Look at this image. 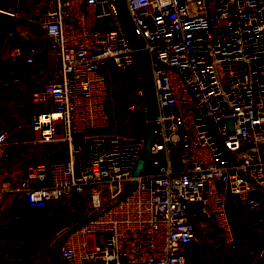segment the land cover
Returning a JSON list of instances; mask_svg holds the SVG:
<instances>
[{
  "label": "built area",
  "instance_id": "built-area-1",
  "mask_svg": "<svg viewBox=\"0 0 264 264\" xmlns=\"http://www.w3.org/2000/svg\"><path fill=\"white\" fill-rule=\"evenodd\" d=\"M124 3L139 47L117 0L36 1L45 65L23 44L9 58L39 79L31 144L59 131L64 152L28 161L1 190L19 192L29 210L55 202L81 211L54 245L62 264H187L200 213L237 247L229 201L238 218L264 208V0ZM111 62L140 76L148 64L154 87L155 138L129 192L146 135L109 130ZM138 94L145 102L141 83ZM11 138L0 130V163Z\"/></svg>",
  "mask_w": 264,
  "mask_h": 264
},
{
  "label": "rangeland",
  "instance_id": "rangeland-1",
  "mask_svg": "<svg viewBox=\"0 0 264 264\" xmlns=\"http://www.w3.org/2000/svg\"><path fill=\"white\" fill-rule=\"evenodd\" d=\"M37 0H0V8L15 13L17 18V29L8 32L2 49V57L5 61L7 55L15 44H23L27 48L36 47L37 61L39 65H45L44 53L48 51V39L42 35L35 21V6ZM9 56V57H8ZM22 63L21 71H26L27 66L22 60L15 62ZM19 68V67H18ZM18 70V69H16ZM27 82L31 81L26 75ZM28 91L19 95L14 93L0 101V128L5 126L19 125L28 127L33 121L37 106L32 101V92L39 83L32 80ZM26 82V83H27ZM138 74L134 69H122L115 63L109 65V98L110 109L109 130L128 136L146 135L147 96L142 102L138 94ZM132 99V101L130 99ZM131 101V102H130ZM130 102V103H129ZM20 121V122H19ZM19 122V124H17ZM26 123V124H25ZM17 124V125H16ZM58 140L46 142L49 154L44 161L60 159L63 157L64 147L60 142V132H57ZM4 183V182H2ZM3 184L0 185V191ZM5 195L10 200L5 199ZM0 210L13 209L32 212V216L40 222V236L42 254L47 257H56L54 245L65 228L71 222L81 219V211L76 209L73 213L69 207L62 203L61 206L52 202L44 210H29L17 191L0 192ZM10 201V202H8ZM228 210L231 215L232 228L236 236L237 247L228 243L217 225L200 213L197 218V238L190 247L187 257V264H264V251L260 255L264 244V208L259 212L245 218H238L233 213L232 204L229 201ZM75 225V223H73ZM88 243H93V238H88ZM52 245L51 249L49 246ZM47 250V251H46Z\"/></svg>",
  "mask_w": 264,
  "mask_h": 264
},
{
  "label": "crops",
  "instance_id": "crops-1",
  "mask_svg": "<svg viewBox=\"0 0 264 264\" xmlns=\"http://www.w3.org/2000/svg\"><path fill=\"white\" fill-rule=\"evenodd\" d=\"M40 62L42 63L41 60ZM40 62L37 61L35 66L40 67ZM22 66L23 64L19 61H5L3 57L1 58L0 101L14 93L22 95L21 93L28 91L29 86L31 87L33 81L27 82L25 71L20 70ZM8 128L3 126L0 129ZM10 129L12 138L8 155L0 163V185L8 176L22 177L26 172L25 164L28 161L44 160L49 154L47 144L42 143L39 146L31 144L29 126L26 128L23 125L20 128L19 125H13ZM5 199L10 200V197L5 195ZM32 212L13 209L0 210V264H62L57 253H55L56 257H47L42 254L40 222L32 216Z\"/></svg>",
  "mask_w": 264,
  "mask_h": 264
},
{
  "label": "water",
  "instance_id": "water-1",
  "mask_svg": "<svg viewBox=\"0 0 264 264\" xmlns=\"http://www.w3.org/2000/svg\"><path fill=\"white\" fill-rule=\"evenodd\" d=\"M117 5L120 13V18L122 23L128 33L129 38L132 40L134 46L139 47L141 45L140 36L134 31L130 18L128 16L124 0H117ZM17 29V18L15 14L11 11L0 8V64L2 58V47L6 41L8 32L15 31ZM137 57L139 60H144L146 58L144 51H137ZM140 73L143 80L144 88L147 96L148 104V121H147V130H146V142L142 151V155L137 163V166L134 171V178L128 186L127 192H129L132 187L136 184L137 176L141 175L144 169V166L149 155L151 145L153 144L155 138V127L156 122L155 118V96H154V87L152 82V75L150 66L148 64H142L140 66ZM0 78V84H1ZM123 194L122 196H124Z\"/></svg>",
  "mask_w": 264,
  "mask_h": 264
},
{
  "label": "trees",
  "instance_id": "trees-1",
  "mask_svg": "<svg viewBox=\"0 0 264 264\" xmlns=\"http://www.w3.org/2000/svg\"><path fill=\"white\" fill-rule=\"evenodd\" d=\"M108 82H109V77H108ZM138 82L141 83V84H143L142 77H141L139 74H138ZM143 85H144V84H143ZM129 99H130V98H129ZM130 100L132 101V99H130ZM131 101H130V102H131ZM130 102H129V103H130ZM147 110H148V105H147ZM0 130H1V129H0Z\"/></svg>",
  "mask_w": 264,
  "mask_h": 264
}]
</instances>
